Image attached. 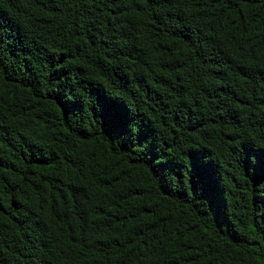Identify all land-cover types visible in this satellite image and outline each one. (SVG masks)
<instances>
[{
  "label": "trees",
  "instance_id": "trees-1",
  "mask_svg": "<svg viewBox=\"0 0 264 264\" xmlns=\"http://www.w3.org/2000/svg\"><path fill=\"white\" fill-rule=\"evenodd\" d=\"M0 264H264V0H0Z\"/></svg>",
  "mask_w": 264,
  "mask_h": 264
}]
</instances>
